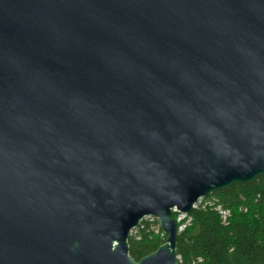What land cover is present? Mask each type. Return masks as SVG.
<instances>
[{
    "label": "water",
    "instance_id": "95a60500",
    "mask_svg": "<svg viewBox=\"0 0 264 264\" xmlns=\"http://www.w3.org/2000/svg\"><path fill=\"white\" fill-rule=\"evenodd\" d=\"M261 177L264 0H0V264H180L174 214Z\"/></svg>",
    "mask_w": 264,
    "mask_h": 264
},
{
    "label": "trees",
    "instance_id": "16d2710c",
    "mask_svg": "<svg viewBox=\"0 0 264 264\" xmlns=\"http://www.w3.org/2000/svg\"><path fill=\"white\" fill-rule=\"evenodd\" d=\"M212 200L215 201L199 205L188 216L190 223L178 232L179 263L264 264V177L252 184H236L203 199ZM219 208L230 212L226 222ZM145 225L146 228L135 230L139 239L131 236L129 240L130 255L136 261L157 251L167 240L166 235L162 238L150 230V223Z\"/></svg>",
    "mask_w": 264,
    "mask_h": 264
},
{
    "label": "built area",
    "instance_id": "2783aa9c",
    "mask_svg": "<svg viewBox=\"0 0 264 264\" xmlns=\"http://www.w3.org/2000/svg\"><path fill=\"white\" fill-rule=\"evenodd\" d=\"M201 201L202 200L199 201L196 208H198V205L201 203ZM218 210H219L220 214L222 215L223 221L226 222L227 218L230 216V212L221 210V208H219ZM175 215H177V218H176L177 225L180 224L178 231L182 232L186 228V226L190 223L191 219H188V216L180 214V213H175ZM185 220H187V221H185ZM155 221H157L156 218L151 217V216L147 217L142 221L143 224L141 223L138 228L144 229V228H146L145 224L150 223L151 224L149 226L150 230L154 231L156 234H159L162 238H164L166 234L162 231L159 224H155ZM134 232H136V231L134 230L133 233Z\"/></svg>",
    "mask_w": 264,
    "mask_h": 264
},
{
    "label": "rangeland",
    "instance_id": "374dc122",
    "mask_svg": "<svg viewBox=\"0 0 264 264\" xmlns=\"http://www.w3.org/2000/svg\"><path fill=\"white\" fill-rule=\"evenodd\" d=\"M213 201H215V200H212V201H207V202H205V201H201V203L199 204V205H203V206H205L206 204H208V203H210V202H213ZM198 205V206H199ZM132 236H138V232L136 231V232H134V233H132ZM138 239H139V237H137Z\"/></svg>",
    "mask_w": 264,
    "mask_h": 264
}]
</instances>
